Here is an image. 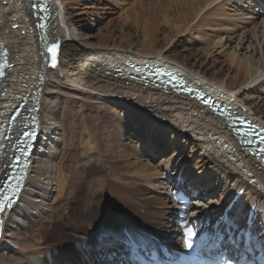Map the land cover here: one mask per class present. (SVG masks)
<instances>
[{"label":"bare ground","instance_id":"bare-ground-1","mask_svg":"<svg viewBox=\"0 0 264 264\" xmlns=\"http://www.w3.org/2000/svg\"><path fill=\"white\" fill-rule=\"evenodd\" d=\"M63 1L49 0L45 3L43 12H46V18L42 22L45 27L44 32L40 33L35 25L40 20L33 16L34 13L38 14V11L31 9V0H0V64H3L1 67L3 76L0 79V181L4 180V175L9 171L11 144L15 140H11V137L16 133L20 134L17 125L19 128L24 126L27 114L36 116L31 165L27 169L24 184L13 207L2 214L4 221L0 235V264H56L55 261L47 259L48 253L43 250V233L53 228L56 218L62 219L64 223L71 219L61 213V209L69 208L67 204L58 203V200L67 199L74 192H70L72 187L79 185L76 183L83 179L84 173L85 176L87 175L90 168L92 169L90 172L102 176L98 175L92 180L85 179V202H82L85 204V212L99 219L100 223L85 229V239H83L85 245L93 247L94 237L98 235L95 230L118 226L125 228L129 236L145 232L153 234L162 242L177 244L179 228L174 224L175 207L171 205L170 199L154 198L144 192H138L137 196L157 199L154 207H147L149 205L144 198L131 200L126 192L119 191L116 199L111 198L114 205L105 201L107 198H104L106 195L103 194L104 206L111 207L102 213V218L100 213L96 214L89 210L96 205L95 199L99 191L104 192L107 176H111L110 174L117 169H124L121 164L132 169L126 175L130 174L153 185H161L165 191L171 187L183 189L192 187L191 184L177 181L179 177L177 171L173 174L174 178H170L174 180L167 185L169 176H172L168 161L154 164L153 161L143 158L144 155L140 156L141 152L137 151L136 147L123 144L120 137L123 138V134L129 130L124 122L122 123L124 126H117V130L103 126L102 129L99 128L100 134L91 131L89 124L97 123L98 113L96 111L95 115H97L93 117L85 112L87 110L91 112V109H95L93 106L102 103H112L113 107L127 110L126 112L138 114H140L138 111L143 112L149 120L144 119L147 128L140 130L147 135L151 126L156 129L170 127L176 135L179 134L193 141L195 147H199L209 158L207 163L209 165L203 164L204 170L207 165L212 168V173L220 174L223 178L220 185L227 193L220 192L217 200L210 192L208 195L204 192L193 194L196 200L191 207L199 211L201 207L196 208V201L199 200L202 204L207 200L208 204L202 208L206 209L208 215H221L226 204L223 202L225 199L228 202L231 198L228 193L233 194L242 188L243 199L236 208L243 210L255 205L260 223L253 227V231L259 236L260 241L264 242V165L243 149L236 136L237 123L221 117L219 113L213 112L195 97L185 92L181 93L180 89H177L180 92L178 93L169 86L165 87L163 83L154 82L152 76L141 70V66L144 65L170 69L202 94L210 96L217 103L226 104L231 112L235 111L264 127V111L254 102L256 87H262L263 84L260 83H264L262 82L264 81V18L259 22L253 21L257 15L246 10L240 14L234 7L233 15H228V12L220 14L219 7L225 5L221 3L236 6L249 3L247 0H198L190 7L186 5L188 8L186 11L183 10L181 20L186 26L194 21L198 26L200 23L204 25L206 21L213 20L215 24L224 22L236 29L247 27L244 24L251 25L250 37L241 36L235 44L240 50L246 51L244 60L245 64L249 65V70L246 71L243 80L241 78L240 80L241 69H237L233 80L228 84L218 78H210L206 69H200V66L191 63L190 56L187 57L179 52L172 54L170 49L162 51L164 46L156 49L155 38L151 39L152 45L143 46V50H139L141 52L137 50V44L134 42H129L128 49L121 53L112 54L96 49L88 40L79 39L81 35L76 33L71 21L69 22L66 17ZM163 1L151 0L154 9L150 17L157 16V8L161 7L159 5ZM252 1L256 4L253 6L254 11L260 8L258 15L264 14L263 8L260 7L263 0ZM238 8L242 10L243 6ZM217 17L223 18L217 19ZM13 26H16V29H12ZM229 30L228 33H232V29ZM57 41L61 48L57 66L52 68L51 56L49 52L44 51V46ZM249 51L250 55H247ZM254 53L258 54L256 59L253 58ZM129 63L140 67L133 68ZM239 66L241 67L242 63ZM244 66L246 70V65ZM86 97L90 98V102L89 98L85 101ZM21 103H25V106L14 121V127L6 133L7 121ZM104 107L102 109H105ZM121 122L122 120H116L118 124ZM27 126L29 127V124ZM6 134L7 140H5ZM210 134H214L213 137L217 138L211 139ZM117 139L121 143L109 142ZM111 152H117L116 160L110 161ZM74 160L77 168L79 167L77 162L80 160L85 162L81 167L82 173L79 174L78 171L71 169L73 163L70 165L69 162ZM186 160V158L180 159L178 168L186 162L185 166L191 172V165ZM95 163H98V166H95ZM112 164L119 167L108 171V165ZM195 166L194 169L197 170ZM202 171L197 175H202ZM185 173L182 172V177ZM194 173L195 171L192 172L193 175ZM193 175L191 179H194ZM118 176L121 177L119 180L123 181L124 173L117 174ZM159 177H168L165 180L167 183L161 181ZM27 186L31 189H27ZM203 189L207 191V188L203 187ZM128 205H131V208ZM232 214L235 219L240 220L241 216H236L234 211ZM85 217H88V214H85ZM124 231L120 232L124 233ZM120 232L110 234L105 240L101 239V245L97 248L100 251L91 250V253L87 252L89 256L81 251L82 245L77 244L81 255L87 259L85 264H99L96 260L102 258V254L111 256L114 253L119 260L127 249L119 238L125 235ZM160 232H164V235ZM59 252L65 260L76 258L74 251L62 245ZM40 253L46 256L47 261L40 260ZM76 259L78 260L75 261L78 262L79 258ZM126 261L129 262L128 259Z\"/></svg>","mask_w":264,"mask_h":264},{"label":"rangeland","instance_id":"rangeland-1","mask_svg":"<svg viewBox=\"0 0 264 264\" xmlns=\"http://www.w3.org/2000/svg\"><path fill=\"white\" fill-rule=\"evenodd\" d=\"M195 1L198 0H164L163 3L159 5L161 7H158V11H156L160 15L156 13L158 17L151 16L152 18L150 15H153L152 12L154 6H152L153 4L151 0H64L63 6L67 19L69 22L71 21L76 33L81 35V38L79 37V39L83 41L88 40L89 43H93L95 48L102 52H112V54L124 52L128 49L129 42L137 44V50L142 51L144 48L143 46L152 45L151 39L155 38L156 49L164 46L162 51L170 49L172 54L179 52L183 53L182 55H186L187 57L190 56L191 63L197 64L200 66V69H206L207 75L210 78H218L220 81L223 80L229 84L233 80L237 69H241L239 70V79L244 78L246 71L249 70V65L245 64L244 60L246 51L240 50V47L235 46V44L241 36L250 37L249 31L251 29V25L244 24V26L247 27L239 28L240 26H237L239 29H236L234 26L232 27L231 25L224 24V22H217V24H215L213 20L211 22L206 21L204 25L200 23L198 26L195 25L194 21L193 23L190 22L186 26L181 20V18H183L182 14H184V11H186L188 6L190 7L192 3H195ZM247 1L249 3H241L236 6L221 3L225 5L219 7L220 14L222 15L225 14V12H228V15H233L232 9L234 7L236 8L235 11L240 14H243L245 10L249 13H254V15L257 16L253 21L259 22L262 18H264V14H261V16L258 15L260 12L258 9L260 8L256 9L257 11H254L253 6H256L255 2L252 0ZM186 5L188 6L186 7ZM240 6H243V11L238 8ZM181 7L182 10H180ZM260 7L263 8L262 12L264 13V0L261 2ZM221 18L223 17H217V19ZM194 25L195 27H193ZM229 28L232 29V33H228V31H230ZM12 29H16V26H13ZM247 55H250V51ZM257 57L258 54L254 53L253 58L256 59ZM240 63H242L241 67L239 66ZM244 65H246V70ZM260 84H263V86L256 87L257 90L254 94L256 98L254 97V102L258 103L260 109L264 111V83ZM88 98L89 97H86L85 101H87ZM88 101L90 102V98ZM93 102L95 103L96 101ZM97 103L98 102H96V104ZM103 106H105V109H102ZM93 108L95 109H91V112L90 110L85 112V114L90 113L93 117L97 115H95L96 111L98 113L99 120L96 124L94 123L95 126L94 124H89L91 131H95L97 134H100L101 131L99 130L102 129L103 126H110L111 129L117 130V126H124V124H122L124 122L128 126L129 130L123 134V138L120 137L122 143L136 147L137 151L141 152V154H139L140 156L144 155L143 158L153 161L154 164H163L168 161L169 167L171 168L170 174H172L169 178H174L173 174L175 171H177V174L180 175L183 171H185V176L187 178H185V176L182 177V175L181 177L185 179L184 181L186 183L192 185L195 195H197L196 193L202 194V192L207 193L208 195V192H210V194L215 195V199L217 200L220 192L223 194L227 193L224 189H222V185H220V182L223 181L222 176L211 172L212 168L207 167V165H209L207 164L209 158H207V155L199 149V147H195L193 141L183 138L179 134L176 135L173 129L165 127L168 130V140L172 142L170 144V147L172 148L170 159L162 154L161 141L159 137L152 134L153 130L156 128L151 126L148 135L141 131L142 128H147L144 119L149 120L143 112L138 110L136 111L140 114L137 112H126L127 110L113 107L112 103H102L101 105L93 106ZM117 119L118 121L122 120V122L119 124L116 123ZM77 126L80 127L78 123ZM105 135H107V133H105ZM213 136L214 134H210L211 139L217 138ZM121 141L117 139V141L111 140L109 142L121 143ZM104 149L105 147H103V150ZM102 152L104 153V151ZM109 156L111 157L110 161L116 160L117 152H111L109 153ZM182 158H186V161L191 165V172H189L185 166L186 162L182 167L180 166L178 168V161ZM72 163L73 166H70L71 169L73 171H78L79 174L80 172L82 173L81 167L85 162L81 160L80 162H77L79 164L78 168L75 166V160L69 162L70 165H72ZM203 164H207L205 170ZM94 165L98 166V163H95ZM121 165L124 169H117L115 172L110 174L111 176H107L108 181L107 185H104V192L99 191L97 199H95L96 205L90 208V211L96 214L100 213V217L102 218V213L109 210L111 207L110 205H114L111 198L114 197V199H116L119 191L126 192L128 194L127 197L131 200L138 199V197L144 198L143 196H137L138 192H144L146 195L154 198L159 197L164 198L165 200L169 199L167 198L168 196H166V191L161 185H153L152 183H147L142 179H136V177L130 176V174L126 175L132 169H128V167L124 164ZM194 165H196L195 167L197 170L194 169ZM116 167L119 166H116L115 164L108 165V171H110L111 168ZM90 171H92L91 168L88 169L86 176L84 173L82 177L83 179L78 182L76 181V184L79 185L72 187V191L70 192H74L70 194L67 199L63 198L61 201L58 200V203L67 204L69 208L67 210L61 209V213L65 217H70L71 219L66 220V223H64L62 219L58 220V218H56L54 220L55 225L53 228L47 230L46 232L44 231L43 233V250L48 253L47 259H50V261L53 260L52 262L55 261L54 263L56 264H78L75 262V260H78L76 258H79L80 261H85L77 244H81V251L89 256L88 253H91V250L94 248H98L97 245H101L102 240H105L108 236H110V234L125 230L120 226L111 227L106 230L107 232H99L101 234L104 233L101 238H99V236L94 237L95 241H93V247L84 244L85 240L83 239H85V229L93 227V224L99 225L98 223H100L99 219L91 217L90 213L87 211L85 212V204L83 203L85 202V179L92 180L93 178L98 177V175L102 176V174L97 175L95 172L93 173ZM193 171H195L194 175L192 174ZM199 171H202V175H197ZM122 173H124L125 176L123 177V181L119 180L121 177H117V174ZM192 175L194 176V179H191ZM103 177L105 176L103 175ZM204 177H206V179H204ZM159 178L161 181L167 183L165 180H167L168 177ZM217 179H219V181ZM203 187H205V189L207 188V191L204 190ZM26 188L31 189L28 186ZM103 194L104 196L106 195L104 198L108 199L105 201H109L111 203L110 205L104 206L102 202ZM228 195L230 196L232 193L229 192ZM36 200L39 201L40 199L36 198ZM144 200L148 202L149 206L147 207H154V204H156L157 201V199L154 200L146 197ZM191 200L193 202L196 198L192 197ZM223 203H227V199H225ZM128 206L131 208V205ZM127 209L128 207L126 210ZM85 214H88V217H85ZM258 223H260V221H258ZM90 224H92V226ZM82 233H84V236ZM160 234L164 235V232H160ZM77 241H79V243H77ZM61 245L74 251L76 258L65 260L64 256L59 252V250H61ZM42 255L43 254L40 253V260H46V256ZM108 257L109 256H104L96 261L100 264H128L125 261V256L120 257L119 260L116 259L115 254H112L109 258Z\"/></svg>","mask_w":264,"mask_h":264},{"label":"snow or ice","instance_id":"snow-or-ice-1","mask_svg":"<svg viewBox=\"0 0 264 264\" xmlns=\"http://www.w3.org/2000/svg\"><path fill=\"white\" fill-rule=\"evenodd\" d=\"M33 7H37V5H33ZM40 11L43 12L45 9L43 7V5H40ZM42 19V18H41ZM38 26L43 29L45 27L44 23H39ZM61 45L59 44V42L53 43L51 44V46L48 48V52L51 54V67L55 68L57 66L58 63V53L60 51ZM153 135L159 137L160 141H161V151L162 154L165 157H169L170 158V154L172 153V148L170 147V144L172 143L171 141L168 140V130L164 127H161L159 129H155L152 132ZM23 135H25L26 137L31 138L32 136L36 135L35 131L33 132H26ZM261 143H264V138L261 139ZM21 152L23 155L25 156H30V153L26 152L24 149H21ZM17 164H19V158H17ZM15 179L16 180V184L12 185L10 183L11 180ZM24 182V178L23 177H13V176H8L5 181L3 182V188H0V192H3V189H11L12 191V195L9 196L7 194L4 195H0V214L4 213L6 211V209L8 208H12L13 207V203H14V198L19 196L20 192H21V184ZM177 201L184 203V207L187 209V211H185L184 216L185 219L187 218V214L189 211H193V208H188L187 205L188 203L191 202H184L183 198L179 196V194L177 195ZM197 207H202L204 205L208 204L207 200H204L202 202V204L199 202V200L196 201ZM2 223V222H0ZM194 235V233H193ZM186 246L188 248L192 247V244L190 242H186ZM224 264H231V262L229 260H225Z\"/></svg>","mask_w":264,"mask_h":264},{"label":"water","instance_id":"water-1","mask_svg":"<svg viewBox=\"0 0 264 264\" xmlns=\"http://www.w3.org/2000/svg\"><path fill=\"white\" fill-rule=\"evenodd\" d=\"M38 1V3H41L43 0H37ZM58 42V41H57ZM44 46V45H43ZM51 46V44L49 45V46H44V51H47L48 50V48ZM48 52V51H47ZM50 54V53H49ZM50 56H51V54H50ZM57 58H58V56H57ZM50 63H51V57H50ZM107 229L105 228H100V229H97V230H95L96 232H103V231H106ZM94 231V232H95Z\"/></svg>","mask_w":264,"mask_h":264}]
</instances>
